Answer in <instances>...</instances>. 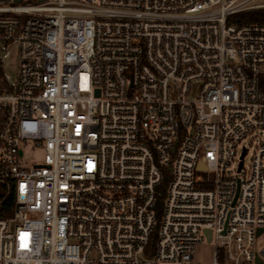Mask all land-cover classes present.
I'll return each mask as SVG.
<instances>
[{
	"label": "built area",
	"instance_id": "built-area-1",
	"mask_svg": "<svg viewBox=\"0 0 264 264\" xmlns=\"http://www.w3.org/2000/svg\"><path fill=\"white\" fill-rule=\"evenodd\" d=\"M257 1L0 0V264H264Z\"/></svg>",
	"mask_w": 264,
	"mask_h": 264
},
{
	"label": "rangeland",
	"instance_id": "rangeland-1",
	"mask_svg": "<svg viewBox=\"0 0 264 264\" xmlns=\"http://www.w3.org/2000/svg\"><path fill=\"white\" fill-rule=\"evenodd\" d=\"M264 0H258L257 2H263ZM18 55L15 48H11L8 58L5 60L3 66V72L11 77L15 78L17 75ZM259 139H264V132L259 131L253 136H249L243 139L237 149L239 155L242 148L246 149V154L243 159V166L245 170H248L250 161L254 151L256 150L257 142ZM24 159L27 163H37L42 160V152L34 149H26ZM258 248L264 245V233L256 240ZM213 246L212 244L203 243L198 245L193 252V260L198 263H208L212 261Z\"/></svg>",
	"mask_w": 264,
	"mask_h": 264
},
{
	"label": "trees",
	"instance_id": "trees-1",
	"mask_svg": "<svg viewBox=\"0 0 264 264\" xmlns=\"http://www.w3.org/2000/svg\"><path fill=\"white\" fill-rule=\"evenodd\" d=\"M229 22L237 24H257L264 26V9H254L242 12L232 16ZM260 89L264 93V75L260 79ZM168 181V174L166 173L164 181L157 187V199L154 207L155 215L158 216L165 197V189ZM4 189L0 186V217L6 218L11 216L15 207L13 194L10 193L5 199H2Z\"/></svg>",
	"mask_w": 264,
	"mask_h": 264
},
{
	"label": "water",
	"instance_id": "water-1",
	"mask_svg": "<svg viewBox=\"0 0 264 264\" xmlns=\"http://www.w3.org/2000/svg\"><path fill=\"white\" fill-rule=\"evenodd\" d=\"M15 2H19V0H14ZM38 1H42V0H38ZM244 154H245V152L243 151L242 153H241V156H240V159L242 160V158L244 157ZM241 166V163L239 164V167ZM206 232V234L208 235V240H209V235H210V232L209 231H205ZM259 232H261V230L259 229L258 230V233Z\"/></svg>",
	"mask_w": 264,
	"mask_h": 264
}]
</instances>
